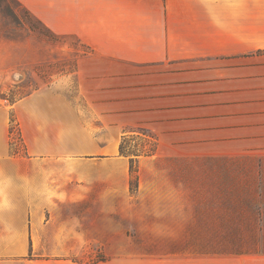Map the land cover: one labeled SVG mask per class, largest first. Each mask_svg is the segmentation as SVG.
<instances>
[{
    "label": "crops",
    "instance_id": "crops-1",
    "mask_svg": "<svg viewBox=\"0 0 264 264\" xmlns=\"http://www.w3.org/2000/svg\"><path fill=\"white\" fill-rule=\"evenodd\" d=\"M17 1L90 52L73 90L0 99V264H81L142 220L185 236L188 202L264 264V0Z\"/></svg>",
    "mask_w": 264,
    "mask_h": 264
},
{
    "label": "rangeland",
    "instance_id": "rangeland-1",
    "mask_svg": "<svg viewBox=\"0 0 264 264\" xmlns=\"http://www.w3.org/2000/svg\"><path fill=\"white\" fill-rule=\"evenodd\" d=\"M88 50L75 38L54 36L14 0L0 6V99L14 103L40 87L73 90L78 59ZM17 148L23 151L17 139ZM129 140L127 151L142 154L154 142L142 134ZM202 212L188 202L185 236L157 235L161 228L142 220L132 231L124 229L116 243L74 244L75 251H88L81 264H249L242 257V244L223 238L220 229L201 219ZM206 212H203V215ZM219 231V233H217ZM177 240L168 241L166 239ZM114 257V258H113Z\"/></svg>",
    "mask_w": 264,
    "mask_h": 264
},
{
    "label": "trees",
    "instance_id": "trees-1",
    "mask_svg": "<svg viewBox=\"0 0 264 264\" xmlns=\"http://www.w3.org/2000/svg\"><path fill=\"white\" fill-rule=\"evenodd\" d=\"M21 8L24 9V11L26 13H29L17 0H14ZM3 0H0V6L2 4ZM30 14V13H29ZM41 23V22H40ZM42 24V23H41ZM43 25V24H42ZM44 26V25H43ZM45 27V26H44ZM46 28V27H45ZM47 29V28H46ZM49 30V29H47ZM50 31V30H49ZM51 32V31H50ZM52 33V32H51ZM54 36L56 37H59V36H62V35H56L54 33H52ZM66 37H72V38H75L79 44H81V46L85 47L87 50H88V53L90 52V48L88 46H86L85 44H83L78 38L76 37H73V36H66ZM10 133H11V138H12V142L13 141H16V133L18 135V140L21 142L22 141V137H21V132L18 128V125L16 124L15 122V118L14 116H12L11 118V130H10ZM143 136H145L146 138L147 137V134L146 133H141ZM134 137V136H132ZM132 139H135V138H124L123 142H122V145H121V153L122 155H125L127 157H130L131 159V169H132V173L134 174V179L132 180V185L135 187L136 186V181H137V178H136V172H137V166H136V161L138 160L139 157L141 156H151L155 153V149H156V146H154L153 149H151L150 151H147V152H143L142 154H139V153H135V152H128L127 151V146L129 144V140H132ZM150 139V138H148ZM151 140V139H150ZM155 145V144H154ZM222 236L223 238H227V239H235V240H238V242H240L242 244V251H244V246L247 245V249H249V244H244L243 242V236H242V232H243V228L241 227H234V228H229V227H223L222 229ZM246 247V246H245Z\"/></svg>",
    "mask_w": 264,
    "mask_h": 264
}]
</instances>
